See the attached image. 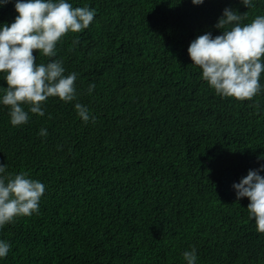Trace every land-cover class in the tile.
<instances>
[{"label":"trees","instance_id":"16d2710c","mask_svg":"<svg viewBox=\"0 0 264 264\" xmlns=\"http://www.w3.org/2000/svg\"><path fill=\"white\" fill-rule=\"evenodd\" d=\"M71 2L96 16L62 38L57 58L79 73L78 101L96 120L50 97L45 116L14 127L0 106V163L46 186L39 214L0 229L11 243L0 264H186L191 247L196 264H264V233L232 186L264 164V94L218 96L187 51L197 36L220 34L225 7L248 11L247 23L264 2ZM16 15L14 0L0 6V23Z\"/></svg>","mask_w":264,"mask_h":264},{"label":"clouds","instance_id":"9594fccd","mask_svg":"<svg viewBox=\"0 0 264 264\" xmlns=\"http://www.w3.org/2000/svg\"><path fill=\"white\" fill-rule=\"evenodd\" d=\"M10 0H0V6ZM201 5L204 0H191ZM258 0H240L247 10L257 6ZM264 2V0H260ZM18 15L11 23H0V77L7 87L0 85V106L7 107L10 124H27L30 114L45 116L47 101L56 97L63 103H74L78 117L84 122H95L86 104L78 101L76 80L79 73L69 72L62 58H57L58 44L69 32L80 33L94 21L96 9L85 4L74 6L71 0H14ZM248 11L241 13L225 7L214 27L220 34L205 32L188 46L192 64L201 72L218 96L253 101L264 94L261 76L264 74V14L255 15L250 22ZM73 45L79 44L74 38ZM33 50H38L37 55ZM39 56L45 60L40 62ZM39 61V62H37ZM96 84L87 86L91 95ZM41 137L48 129L41 127ZM264 159V156L258 157ZM0 163V229L17 217L39 214L40 201L46 186L27 172H9ZM264 164L249 169L247 175L233 183L237 201L247 197L248 215L255 221L256 231L264 233ZM11 243L0 239V259L7 257ZM186 264H196L197 250L191 247L182 253Z\"/></svg>","mask_w":264,"mask_h":264}]
</instances>
